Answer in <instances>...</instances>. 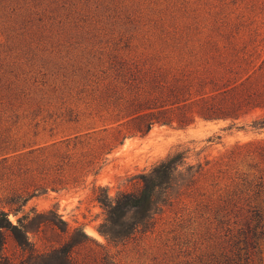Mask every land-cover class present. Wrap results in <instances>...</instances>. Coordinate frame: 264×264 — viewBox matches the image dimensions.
<instances>
[{
	"label": "rangeland",
	"instance_id": "rangeland-1",
	"mask_svg": "<svg viewBox=\"0 0 264 264\" xmlns=\"http://www.w3.org/2000/svg\"><path fill=\"white\" fill-rule=\"evenodd\" d=\"M227 86L239 117L204 119L198 101ZM166 108L191 124L143 135L138 113ZM263 117L264 0H0V210L40 216L28 236L41 252L83 230L76 264H264V238L246 248L241 236L264 218ZM186 150L192 173L151 228L108 241L100 189L136 192ZM14 196L30 198L18 216ZM8 253L20 256L11 241Z\"/></svg>",
	"mask_w": 264,
	"mask_h": 264
},
{
	"label": "trees",
	"instance_id": "trees-1",
	"mask_svg": "<svg viewBox=\"0 0 264 264\" xmlns=\"http://www.w3.org/2000/svg\"><path fill=\"white\" fill-rule=\"evenodd\" d=\"M229 87L227 86L221 92L219 89L213 90L212 93L215 94L203 97L198 101L202 103L200 114L204 119H236L239 117L238 114L243 104L233 99L232 94L235 89ZM184 88H170L169 97L176 99L172 105H176L175 108L178 110H181V107L185 106L183 103L187 101V99L180 98ZM218 96H221V99ZM154 108L156 107L148 106L145 109ZM144 111L139 112L136 117V120L143 124L141 127L143 135L150 132L155 123L172 126L177 122L179 128H186L192 121L187 115L170 117L168 114L174 113V109L171 108L161 111L162 118H155L156 120H154L153 112L144 113ZM253 126L264 128V117L255 120ZM188 152L189 150L176 151L156 165L149 173L143 174L141 176L142 187L136 192H124L115 199H111L107 191L101 188L97 201L105 210L106 217L99 227V232L110 242L124 243L135 234L148 231L153 224L155 215L168 201L169 192L177 178L186 174L191 175L193 167H189L186 173L181 170ZM29 199V197L14 196L9 198L6 204L10 207V211L18 216ZM29 218L30 215L25 214L18 218L17 223H13L10 214L5 210H0V264H76L73 256L74 249L91 240L83 230H76L69 241L63 245L41 252L36 249L28 236V230L34 228L40 216ZM263 221V216L257 212L254 214L252 222H248L245 230L242 231L241 236H244L246 248H255L260 239L264 238ZM53 223L62 232H66V224L60 217ZM9 241L20 251L19 257L8 253ZM238 259L241 260L240 253H238Z\"/></svg>",
	"mask_w": 264,
	"mask_h": 264
}]
</instances>
